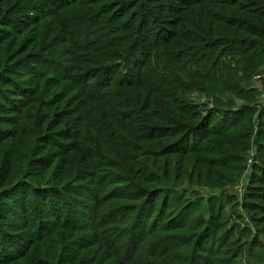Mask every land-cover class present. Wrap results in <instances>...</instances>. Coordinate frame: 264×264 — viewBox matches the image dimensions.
I'll list each match as a JSON object with an SVG mask.
<instances>
[{
	"label": "trees",
	"instance_id": "1",
	"mask_svg": "<svg viewBox=\"0 0 264 264\" xmlns=\"http://www.w3.org/2000/svg\"><path fill=\"white\" fill-rule=\"evenodd\" d=\"M108 1L0 0V264H264L257 213L244 245L194 190L224 187L250 111L222 45L264 50V0Z\"/></svg>",
	"mask_w": 264,
	"mask_h": 264
},
{
	"label": "rangeland",
	"instance_id": "2",
	"mask_svg": "<svg viewBox=\"0 0 264 264\" xmlns=\"http://www.w3.org/2000/svg\"><path fill=\"white\" fill-rule=\"evenodd\" d=\"M118 1V0H117ZM107 2H109L107 0ZM157 10V9H156ZM138 10H129L128 13H134ZM158 14V17L160 20H163L164 15H161V13L157 10L155 11ZM159 28L156 26H149L150 30H152V35L158 33L159 31H162L167 27L165 23L160 24ZM146 31L147 28H144ZM149 33L145 34V37L148 39V41H153L154 37H152ZM226 34L224 38H227ZM258 39V37H255ZM222 53L224 55L227 54V62H225L224 66L225 68L232 67L237 68V70H245L247 66V74H241V72L238 71L239 76L243 77V84L238 87L237 90H239L238 95H235L234 93H227L228 89L226 85L222 86L220 85L219 88H224L226 94L233 95V101L235 102V108H233L232 112H239L240 110L243 111V109L250 111L246 116L243 117L241 120V125L239 126L241 131L236 132L238 128L232 133L233 135L230 137H237L238 134L241 135L238 137L239 144L234 146L231 151L226 150L225 155L215 157V162L220 161L225 166V171L222 172L220 170H217L216 174L220 175L221 178L218 181H222V184L224 187L217 188V189H210L208 187H202L195 185L196 191H199L202 193L203 197L210 200V198H220L222 196L224 197H231L234 199L233 205L226 204L225 200L220 204V206L217 207V211L219 212V215L223 216L222 223L223 228L221 231H228L233 233L235 238H238V241H241V243H244V245L247 243L246 241H252L254 236L257 234L254 221L252 220V216L256 215L257 218H260L264 221V186L263 184V178H264V166H262L261 159H264V149L260 146L253 144L252 148L248 150V152L244 153V144L249 140V136L244 138L246 136L244 132V126L249 125L252 123V125L256 128L255 134L251 137L252 142L253 141H260L262 145H264V50H258L257 48L253 49H247V48H233L228 43H223L222 45ZM231 47V48H230ZM219 49H215L214 52L217 53ZM230 57V58H229ZM245 59V62L243 61ZM238 63L236 65L235 63ZM223 63V62H222ZM245 63V64H243ZM233 64V65H232ZM241 67V69H240ZM246 73V72H245ZM250 79V81H248ZM239 84L242 83V80L238 82ZM232 91V90H231ZM230 92V91H229ZM193 99L196 103H199L201 105H206V112L205 115L209 111H213L217 108L216 104L214 103L213 99H205L198 94H194ZM230 112V113H232ZM230 120L235 119L237 117L235 114L230 115ZM252 120V122L250 121ZM215 139V140H214ZM213 139V146L215 148L213 149H219L218 146L220 138H214ZM223 140V139H222ZM221 141V140H220ZM242 153H244V157L242 156ZM217 159V160H216ZM240 159H242V162L240 163ZM244 167V170H241V167ZM242 167V168H243ZM261 169H263L261 171ZM215 174V175H216ZM237 181L234 184L229 185V183L225 184L226 181H230V179L236 178ZM184 188L188 185H183ZM263 187V188H262ZM254 192L255 194L259 195L258 198L251 197L249 194ZM248 204L250 206H248ZM249 208H255L257 212L250 211ZM254 210V209H253ZM246 229V230H245ZM241 230H245L248 237L246 239H242L240 236ZM225 236V233H223ZM264 237V236H263ZM227 240V238H226ZM230 242H234L233 247H228V245H231ZM241 243H236L235 241L230 239L229 242H227V245H225V251H228L230 249H237V247L242 245ZM261 243L264 247V238H262ZM210 244V243H209ZM211 245V244H210ZM209 245V246H210ZM247 245V244H246ZM246 245L242 247V253L243 258H241V254H239V257L237 258L238 264H247L246 263V257H245V251H246ZM259 247V246H258ZM219 247L216 246L213 250V253L218 252ZM213 255V254H212ZM212 255L210 256L212 258ZM215 255V254H214ZM227 256H224L225 259ZM214 259V258H212ZM217 259V257H215ZM232 263V262H231ZM253 263V262H251ZM255 263V262H254Z\"/></svg>",
	"mask_w": 264,
	"mask_h": 264
}]
</instances>
